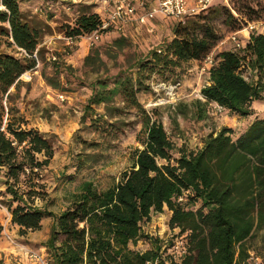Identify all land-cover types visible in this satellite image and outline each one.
<instances>
[{
  "label": "trees",
  "instance_id": "16d2710c",
  "mask_svg": "<svg viewBox=\"0 0 264 264\" xmlns=\"http://www.w3.org/2000/svg\"><path fill=\"white\" fill-rule=\"evenodd\" d=\"M251 2L257 5L260 0ZM96 6L82 5L75 21L63 25L66 35L98 28L101 15ZM212 6L190 15L203 21L184 24V20H175L173 37L147 47L146 53L132 51L125 64L117 60L119 52L135 42L128 34L114 36L112 49L96 45L85 54L83 67L96 75L89 82L91 93L83 118H90L99 138L83 139L84 151L76 168L103 158L104 150L127 124L123 115L130 110L140 115L142 146L134 148L132 164L118 181L99 188L93 180H83L68 195V205L56 213L49 208L41 178L54 156L52 138L28 125L20 106L22 89L29 85L22 75L36 68L37 56L44 57L41 32L29 22L20 0H0V32L12 38L10 43L20 53L0 51V182L5 186L0 189V206L8 208L20 233L40 229L43 218L53 216L45 243L49 264H246L247 240L264 225V117L256 116L236 136L232 127L223 126L208 133L200 147L189 149L175 143L156 109L147 110L138 96L150 89L152 76L179 81L189 61L202 59L212 50L219 36L203 13ZM221 10L232 31L243 27L244 21L231 9L223 5ZM256 13L255 5L249 3L246 21ZM110 59L118 66L116 71ZM51 68L50 73H42L53 87H64L63 74L67 80L85 82V69L77 73L72 64L58 61ZM246 69L256 73L258 81L249 80ZM208 73L210 82L201 88L206 100L197 97L192 101L198 118L206 116L211 100L230 112L253 114L252 102L264 98V32L251 30L241 47L218 50ZM118 96L121 103H117ZM99 104H104L105 113L96 110ZM197 200L199 206L191 205ZM165 206L171 210L169 225L187 236V249L177 256L172 254V241L149 235L142 228L153 211H163ZM3 229L0 217V235ZM142 238H148L152 246L133 248Z\"/></svg>",
  "mask_w": 264,
  "mask_h": 264
},
{
  "label": "rangeland",
  "instance_id": "374dc122",
  "mask_svg": "<svg viewBox=\"0 0 264 264\" xmlns=\"http://www.w3.org/2000/svg\"><path fill=\"white\" fill-rule=\"evenodd\" d=\"M89 1L86 3L84 0H20L21 7L31 25L40 29V46L44 47L43 60L37 56L36 68L28 70L22 75V79L28 81L29 85L25 84L22 89L21 112L27 118L28 125L38 127L52 138L54 156L49 165L42 171L41 178L48 191L49 208L56 213L68 205V195L76 190L83 180L91 179L99 188H105L118 181L122 171L132 164L134 148L142 146L140 141V137H143L142 121L140 115L135 116L133 110H130L132 112L123 115L127 124L112 140L110 147L104 150L103 158L79 170L75 166L79 154L84 151L83 139L99 138L98 132L91 125L90 118H83L87 114L86 104L91 93L89 82L96 75L89 68L83 67V58L96 45H99L102 50L105 48L112 49L110 44L114 37L113 35L104 36L93 45H90L82 37H77L74 43L67 42L64 26L75 21L80 14V7L91 3L100 4L95 0ZM249 3L255 5L257 13L254 19L246 21V19L248 20L246 9ZM223 5L244 21L242 28L246 27L248 22H255V27L251 30L264 32V0H260L257 5L251 0H215L213 6L203 12L207 15L205 19L210 20L219 36L215 46L209 52L214 57L215 53L224 47H236L235 42L228 38L233 29L226 22V15L221 10ZM238 8L242 11L240 12ZM193 20L201 21L202 18L189 16L183 23L186 24ZM158 33L159 31L154 34ZM173 35V29L172 31L163 30L158 39L164 43ZM239 38L244 39L243 36H239ZM10 41H12L11 37L0 32V51L20 54L16 49L18 47L11 44ZM135 42L119 52L117 60L119 64H125V60L132 51L136 50L141 54L147 52V46ZM53 54H56V59L52 58ZM205 57L189 61L187 69L183 71L179 81L173 79L164 81L157 76H152L149 79L150 89L138 94L140 101L147 110L156 109L158 117L163 121L175 143L178 146L184 145L189 149L200 147L208 133L218 131L223 126L232 127L233 135L236 136L247 128L256 116L264 117V98L260 99L259 109L256 111L254 109L253 114L245 117L230 111L212 113L208 103L205 117L198 118L194 114L196 106L193 105L192 101L197 97L201 98V88L209 80L210 63L205 60ZM55 61L72 64L78 69L77 73H82L84 69L87 70L85 82H81L78 78L72 81L67 80L63 74L64 87L51 86L44 78L42 70L50 73L51 65ZM110 64L112 71H116L118 66H114L111 59ZM245 75L249 80L258 81L259 76L249 69L245 70ZM261 81L264 82V76ZM164 82L165 85H160ZM171 85H175V87ZM26 86L29 88L26 89ZM57 90L67 93L68 97L64 100L57 98L54 94ZM161 98L165 102L155 104ZM117 103H121L119 96ZM186 105H188L186 111L181 112ZM95 107L98 112L105 113L104 104ZM4 187L0 182V189H4ZM38 200L40 203L45 201L43 199ZM187 200L186 196L183 201ZM200 204V200L191 203L195 207ZM0 208V217L4 225L0 241L5 245L4 252L0 254V264H40V261L31 255L34 252L49 261V252L45 243L49 238L54 222L53 216L44 218V228L42 226L36 231L29 230L27 233H20L19 225L10 223L8 208L4 205H1ZM170 215L171 210L167 206L163 211H153L151 218L143 221V230L149 235L172 241L176 236V230L169 225ZM247 244L250 250L260 255L264 261V225L254 230L253 235L248 238ZM151 246L152 243L148 238L139 239L132 244L133 248L143 250Z\"/></svg>",
  "mask_w": 264,
  "mask_h": 264
},
{
  "label": "built area",
  "instance_id": "2783aa9c",
  "mask_svg": "<svg viewBox=\"0 0 264 264\" xmlns=\"http://www.w3.org/2000/svg\"><path fill=\"white\" fill-rule=\"evenodd\" d=\"M96 2H99L102 5L99 10L101 15L99 27L89 33L82 35H67L66 39L68 43H74L77 37H82L86 39L90 45H93L110 30L127 34L129 26L136 19L142 21L144 19L152 20L157 14L162 15L163 17H170L176 21H183L187 16L197 14L207 9L214 3V0H140L139 4H137L134 0H96ZM139 5L147 8L146 14H138ZM253 27H255V22H248V25L245 28L252 29ZM148 31L154 33V25L149 24ZM229 38L235 42L237 47H241L245 43L243 39L239 38L238 31H232L229 35ZM52 58L56 59V54H53ZM205 60L209 62L211 66L215 62V57L211 53H208L205 57ZM165 84L166 83L164 82L160 85ZM171 86L175 87V85ZM54 94L61 100H64L68 97L67 93L58 90L55 91ZM201 98L206 100L203 95ZM164 102L165 101L161 98L155 104H161ZM208 105L212 110V113H223L230 111L227 106L215 100L208 101ZM180 199H184V196H180ZM174 230H176V236L172 239V254L177 256L178 254H182L186 251L187 236L186 232L179 233V227H175ZM31 255L35 257L36 260L40 261V264H49V261L43 256L35 252ZM246 264H264V261L260 255L256 254L253 250H249V257Z\"/></svg>",
  "mask_w": 264,
  "mask_h": 264
},
{
  "label": "crops",
  "instance_id": "0c3cea01",
  "mask_svg": "<svg viewBox=\"0 0 264 264\" xmlns=\"http://www.w3.org/2000/svg\"><path fill=\"white\" fill-rule=\"evenodd\" d=\"M134 1L137 4H139V2H140V0H134ZM84 2L89 3L90 1L89 0H84ZM95 2H96V0H95ZM214 3H215V0H214ZM101 7H102V5L99 4V5L96 6L95 10L99 12V10H100ZM146 11H147V8L146 7H142V6L139 5V7H138V14L139 15L146 14ZM149 24L154 25V27H155V32L154 33H157V31H159V33L158 34H154V33L149 32L148 31ZM174 24H175V21L172 18H170V17H163L162 15L157 14L156 17L153 18L152 20L144 19L142 21V20H137L136 19L129 26L128 33H129L130 36H132L134 38L135 41H137L138 43H140V45L147 46V47H155L159 43H161V40L158 39L161 36V32L163 30L164 31H166V30H169V31L171 30L172 31ZM236 31H238L239 36H243L244 37V39H243L244 41L247 40L250 37L251 29H248V28H245L244 27V28L239 29V30H236ZM119 33L120 32H118V31L110 30V31L106 32L102 37H104V36H110V35L116 36ZM228 38H229V36H228ZM157 40H159V41L157 42ZM222 42H225V40H222ZM209 82L210 81L208 80L207 83H209ZM259 105H260V100L255 99L252 102V106L255 109V111H256V109L257 110L259 109V107H258ZM243 117H245V116H243ZM0 216H1V208H0ZM9 219H10V223L13 224V222L11 221V213H9ZM14 224H16V223H14ZM16 225H18V224H16ZM42 226H43L42 228L45 227V220H44V218L42 220ZM4 248H5V245L2 244V241H0V254L2 252H4V250H5ZM8 250H10V249H8ZM5 252L7 253L8 251H5Z\"/></svg>",
  "mask_w": 264,
  "mask_h": 264
}]
</instances>
